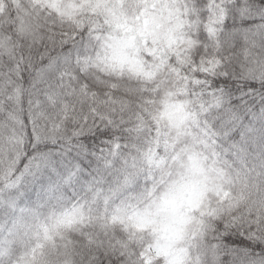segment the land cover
Masks as SVG:
<instances>
[{
  "label": "trees",
  "instance_id": "1",
  "mask_svg": "<svg viewBox=\"0 0 264 264\" xmlns=\"http://www.w3.org/2000/svg\"><path fill=\"white\" fill-rule=\"evenodd\" d=\"M237 3L245 6V17L257 21L247 32L229 12ZM252 3L260 8L258 0H209L211 15L204 18L200 0H126L130 7L125 16L121 12L105 19L88 10L86 0H0V127L44 128L55 120L63 121L65 129V134L50 135L49 143L40 146V152L59 153L57 171L22 175L0 168V264H144L145 260L170 264L172 257L158 255V243L155 248L143 243L141 234L156 231L155 223L137 224L153 220V214L130 203L136 199L132 189L137 180L168 150L180 153L173 163L187 156L188 173L194 178L187 190L196 197L171 245L177 257L183 255L179 264H233V254L235 264L248 260L264 264V19ZM145 7L144 18L164 21L162 35L157 40L152 33L132 43L136 46L139 41L154 58V70L147 77L157 80V92L164 89L174 98L169 109L182 110L174 123L164 114L175 140L162 145L160 133L145 127V107L153 102L146 89L110 85L97 107L98 93L79 86L81 72L76 65L84 49L62 61L52 77L21 85L18 70L12 67L21 55L25 62H36L45 45L52 50V39L74 35L76 30L95 33L97 24L115 28L117 20L139 24ZM49 11L61 20L83 19L70 30L47 15ZM13 32L20 39L13 40ZM236 32L239 37L232 42ZM201 47L202 61L195 59ZM214 65V75L203 70ZM216 102L221 108H212L210 124L221 109L237 112L248 132L242 150L206 126L204 109ZM101 117L111 123L105 125ZM85 118L88 128L81 137H73ZM34 154L29 152V158ZM73 171L76 175L69 178ZM70 196L87 201L89 214L79 218L66 213L67 232L49 227L42 210L48 208L55 217V208ZM92 209L98 210L96 215ZM78 223L82 226L72 229Z\"/></svg>",
  "mask_w": 264,
  "mask_h": 264
},
{
  "label": "clouds",
  "instance_id": "2",
  "mask_svg": "<svg viewBox=\"0 0 264 264\" xmlns=\"http://www.w3.org/2000/svg\"><path fill=\"white\" fill-rule=\"evenodd\" d=\"M44 7V5H41L42 10ZM47 15L52 16L54 20L70 30H76L79 27L80 19H83L81 17L61 20L51 11ZM141 61L144 63H141ZM154 63V58L148 57L139 41H137L136 46L132 45L131 34H125L107 24H97L95 33H92V38L76 68L79 69L82 75L87 76L93 85L97 86L93 89L94 92L98 93L95 100L97 107L101 106L100 101L107 94L110 85L123 86L130 84L138 89H146L147 99L153 102L146 104L143 122L150 131L156 129L160 133L161 144L163 145L168 139L175 140L174 130L170 127L164 114L168 111L170 105L176 101L173 97L166 95V90L156 91L157 80L148 79L147 73L154 70L152 68ZM80 99L83 98L77 97V101ZM44 119L47 120V117L45 116ZM49 125L52 126L46 125L41 128L38 124L36 127L37 133L46 137L65 134V129L61 126L63 121L57 123L55 120H51ZM33 143L34 137L30 125L26 124L23 129H20L18 125L0 127V168L5 172L11 170L17 157L25 152L32 151ZM175 155H180L178 150L175 152L168 150L165 155L158 157L155 166L148 170L147 175L139 178L132 189L136 199L131 200L130 203L136 205L141 212L149 209L153 214L151 218L156 222L154 225L156 231L148 229L141 234L143 243L152 245L153 248L157 243L163 245V229L170 223V213H166L163 209L169 203L175 202L178 204L187 197L189 195L187 186L194 179L188 173L187 156L183 155L180 161L173 163L172 158ZM90 199L91 197H88V200ZM86 203L85 200L70 196L55 208V217L49 215L48 208L43 209V220L48 223L49 227H59L60 232H67L70 229L63 223L65 214L79 218L86 217L90 211L89 208L85 207ZM219 207L227 208V204H219ZM91 211L93 215L98 212L97 209ZM110 215L111 213H109ZM81 226L80 223L74 224L72 229ZM45 251L47 255H51L50 250L46 249ZM158 264H163V261H159Z\"/></svg>",
  "mask_w": 264,
  "mask_h": 264
},
{
  "label": "snow or ice",
  "instance_id": "3",
  "mask_svg": "<svg viewBox=\"0 0 264 264\" xmlns=\"http://www.w3.org/2000/svg\"><path fill=\"white\" fill-rule=\"evenodd\" d=\"M251 2V0H250ZM260 4V8H256L254 3L251 4L252 8H255L257 12L262 13L261 18L264 19V12L260 11V9H264V0H258ZM200 6L205 9V11L202 12V16L204 18H208L211 15L212 11V5L209 4V0H200ZM245 8L244 5L237 3L236 5L229 7V12L231 16L234 19H239L241 21L242 30L245 32L249 31L254 24H256L255 19H249L245 17L243 14V9ZM251 15V13H249ZM137 19L139 16L136 17ZM227 18H225L226 20ZM224 20V21H225ZM206 32H201L200 36H202ZM207 34V33H206ZM87 37V39H85ZM239 37V32H236L232 35L231 40L234 42ZM92 38V33L88 29L84 30H76L74 35L69 34H62L57 39H52V50L47 51V45H45V51L39 53L35 57V61L33 62L32 59H29L27 62L24 61L23 55H21L20 59L16 60L12 67L18 70V80L21 82L22 86H32L39 77L41 80L48 79L56 74L57 71H59L60 65L62 61L67 60L72 54H79L81 49H86L88 46V43L90 42ZM208 38V34H207ZM12 39H20L16 36V34L12 33ZM233 43V47H234ZM57 48H59V51H57ZM31 49H29V56H31ZM204 51V48L201 47L197 50L195 59L201 60L202 58L200 56V53ZM217 63L220 65L219 69L222 67V61L219 60ZM215 65L213 66V69L204 68L203 70L205 72H208L210 74H215L214 72ZM79 86L81 88H86L89 90L94 89V85L92 84L91 80L82 74L79 75ZM198 83H206L205 82H199ZM113 88H116V85L112 86ZM159 87V85L157 86ZM212 108L220 109L221 106L218 102H216L214 105H211L209 108L204 109L205 111V124L208 128L214 130V135L217 136H223L227 138L228 140L232 141V147L239 150H242V145L246 142V137L248 135L247 130H245L242 127V121H240L239 114L237 112L228 111L224 112L223 109H221V112L217 114L215 122L210 124L209 121V114L212 111ZM102 120V123L105 125H109L111 122L108 120H104L102 117L100 118ZM83 127H77L72 133L73 137L79 138L82 136V133L84 132L85 128H88V121L87 118L83 119ZM109 128V127H105ZM98 129V128H97ZM92 131V129H88V132ZM32 135L34 137V143L32 145V150L35 153L29 158V153L25 152L21 154L19 157H17L15 164L11 169H14L15 171L21 172V174H34V173H42L43 170H52L57 171L55 165H56V156L59 155V153H44L40 152V146L42 144H48L49 139L46 136H41L37 133L36 127L32 128ZM235 138V139H234ZM54 143V142H53ZM27 160V163H24V161ZM78 168L81 170V174L83 175V169L81 165H78ZM11 171L9 172V175H11ZM69 178L76 175L75 171L69 172ZM3 178V177H0ZM251 231L252 229L249 228ZM235 255L233 254V264H235ZM247 255V254H246ZM144 264H148V261L145 260ZM243 264H253V260H248L246 262H243Z\"/></svg>",
  "mask_w": 264,
  "mask_h": 264
},
{
  "label": "rangeland",
  "instance_id": "4",
  "mask_svg": "<svg viewBox=\"0 0 264 264\" xmlns=\"http://www.w3.org/2000/svg\"><path fill=\"white\" fill-rule=\"evenodd\" d=\"M129 1V0H127ZM126 0H86V3L88 5V10L92 11V13L98 14L103 16L105 19L106 17L112 19L113 16H115L116 13H123V16H125L129 5L125 4ZM147 7L141 8V21L138 19V23H136L134 20H125L124 22H120L117 20V27L116 29L124 32L125 34H131V43L132 41L137 40L140 37H145L152 35H156L157 40L160 39L162 35V26L164 24V21L159 18H153L149 21V19L144 18V12ZM144 16V17H143ZM133 45V43H132ZM181 108L180 107H173L169 109L165 116L171 121V122H177L181 119ZM196 201V197L193 194H189L186 197V202L184 199L180 203L171 202L165 207V212H169L171 219L170 223L164 227L163 229V245L158 243V255L165 256L166 258H171L169 260L170 264H179L181 259H183V255H180L177 257V251L171 250V245L175 242L177 238V232H179L180 226L177 228V225L180 223L184 224L186 223L187 219L185 220V216L188 214V212L191 210V203H194ZM188 205L184 207V204ZM156 223L154 220H141L138 222L137 225L140 227H145L149 224ZM174 256V257H173Z\"/></svg>",
  "mask_w": 264,
  "mask_h": 264
}]
</instances>
